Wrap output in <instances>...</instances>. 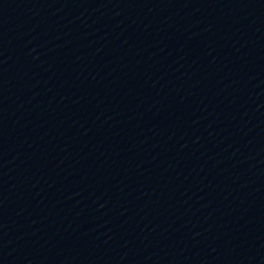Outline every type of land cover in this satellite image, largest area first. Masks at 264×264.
Returning a JSON list of instances; mask_svg holds the SVG:
<instances>
[{"label":"water","instance_id":"1","mask_svg":"<svg viewBox=\"0 0 264 264\" xmlns=\"http://www.w3.org/2000/svg\"><path fill=\"white\" fill-rule=\"evenodd\" d=\"M0 173L124 196L264 189V0H0Z\"/></svg>","mask_w":264,"mask_h":264}]
</instances>
